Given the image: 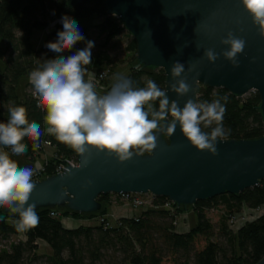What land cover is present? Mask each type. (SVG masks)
Listing matches in <instances>:
<instances>
[{"label": "trees", "instance_id": "trees-1", "mask_svg": "<svg viewBox=\"0 0 264 264\" xmlns=\"http://www.w3.org/2000/svg\"><path fill=\"white\" fill-rule=\"evenodd\" d=\"M104 1L84 0L82 4L69 8L66 0H0V60L4 64L0 80V122H7L10 107L22 106L26 109L28 121L40 124L44 134L39 140L34 142L25 138L22 143L27 145L25 156L31 159L42 151L45 141L50 143L54 153L44 163L47 175L53 173L55 164L60 160L74 157L75 154L71 147L44 131L45 112L36 104L31 85H27L29 92L24 97H20L17 88L22 76L29 75L44 60L54 58L55 54L46 45L56 40L62 26L55 25L39 49H35L31 43L32 31L45 29L63 16L74 20L102 17L99 24L79 26L85 41L77 42L71 50L60 55H72L83 49L95 31V51L91 66L87 65L86 68L94 74L106 70L107 77L103 83L110 91L113 84H110L109 78L116 66L123 62L116 52L121 38L127 35L125 48L132 53L135 63L136 43L117 17L106 14ZM135 63H130L131 67L125 76L133 82V87H144L147 80L151 79L161 89H165L162 69L136 68ZM216 99H220L226 108L223 124L228 131L227 139H253L264 134V123L257 110L260 103L257 92L238 98L223 88L204 87V92L198 94L197 103H210ZM149 103L154 109H159V100ZM145 110H148L147 104ZM202 129L207 132L211 130L203 125ZM134 151L146 154L150 149ZM111 197L110 193L100 195L98 201L103 208L92 214L58 208L41 209L37 211L38 225L24 232L16 228L18 217L5 213L0 207V242H9L0 251V264H163L165 260H171V264H255L264 256V213L241 223L235 233L230 230L226 219L222 218L217 233L221 240L216 238L214 226L206 215V210L219 205H224L231 214L243 205L248 209L264 208V180L237 196L223 194L197 201L192 206L197 223L185 232L177 228V218L184 206L173 203L174 211L167 209L164 205L168 200L164 197H154L153 205L137 214L109 222L106 215ZM65 217L88 219L92 223L67 229L61 221ZM14 236L18 239L11 242ZM200 239L204 241L201 247L198 245ZM40 241L50 248L49 254L37 252Z\"/></svg>", "mask_w": 264, "mask_h": 264}, {"label": "water", "instance_id": "water-1", "mask_svg": "<svg viewBox=\"0 0 264 264\" xmlns=\"http://www.w3.org/2000/svg\"><path fill=\"white\" fill-rule=\"evenodd\" d=\"M83 1L66 0V4L73 8ZM104 8L134 39V67L164 71L169 101L182 108L189 99L197 102L204 87L223 88L238 98L257 92V110L264 123V38L239 0H105ZM228 31L246 42L237 57L238 66L223 56L209 63L203 58L204 50H225L220 40ZM174 62L185 65L182 76L190 90L183 96L170 88ZM189 63H196L191 72L187 71ZM170 120L161 121L155 130V148L125 161L91 146L83 154L73 150L78 164L32 180L35 188L25 207L34 204L36 212L58 208L92 214L103 208L98 197L109 193L151 194L186 207L223 194L237 196L264 180V134L253 139H219L217 152L212 154L193 147L178 123L169 134ZM3 210L16 216L8 207ZM255 264H264V256Z\"/></svg>", "mask_w": 264, "mask_h": 264}, {"label": "clouds", "instance_id": "clouds-1", "mask_svg": "<svg viewBox=\"0 0 264 264\" xmlns=\"http://www.w3.org/2000/svg\"><path fill=\"white\" fill-rule=\"evenodd\" d=\"M239 3L252 24L257 26L259 36L264 38V0H239ZM60 23L62 29L56 40L46 45L55 54L54 58L44 60L28 76L32 95L45 112L43 120L47 134L81 154L87 153L91 146L125 161L134 154H142L134 150L155 148V130L159 129L161 121L171 117L167 125L169 134L174 133L178 123L181 133L193 147L216 154V142L228 135L223 124L226 108L220 99L210 103L189 99L181 108L175 101H169L165 90L153 80L148 79L144 87H133V82L125 77H118L110 91L98 95L94 75L89 74L85 79L94 42L86 41L85 47L72 55H60L71 50L77 42L85 41L74 19L63 16ZM220 44L227 48L220 53L207 48L203 58L214 63L223 56L234 67L238 66L237 57L244 51L245 40L228 31ZM195 67L196 63H189L187 71L191 72ZM183 73L185 65L174 62L171 66L174 83L170 88L179 96L190 90ZM156 100H159L158 110L149 103ZM146 104L148 110H145ZM202 125L211 130H202ZM43 134L40 124L28 121L26 109L22 106L10 107L7 122H0V146L10 149L15 156L27 151V145L22 143L25 138L35 142ZM41 169L39 162L35 168L20 167L8 152L0 151V207H8L18 217L15 225L20 232L39 223L35 205L25 207V204L35 188L32 177Z\"/></svg>", "mask_w": 264, "mask_h": 264}, {"label": "rangeland", "instance_id": "rangeland-1", "mask_svg": "<svg viewBox=\"0 0 264 264\" xmlns=\"http://www.w3.org/2000/svg\"><path fill=\"white\" fill-rule=\"evenodd\" d=\"M95 17L96 16H94L92 18L91 17H89V18H81V19H77L75 21L78 23V26H84V25H89V24L95 22L96 21L94 19ZM121 39H122V42L119 43L120 45L117 48L118 51H116L119 59H124L125 61H129V63L134 64L135 63V59L132 58V53L128 52L126 50V48H125V46L127 44V41H128L127 35H124ZM90 40L94 42V47H95L96 46V42H97V34L95 33V31L92 32V38ZM1 65H2V61L0 60V72H2L1 71ZM122 69H124V68L118 67L115 76L112 78L113 83L115 82V80L118 77H120V71ZM88 75H89V72H86V74H85V79L86 80L88 79ZM24 77L25 76H22L19 79L18 89L20 88V85L22 83H24L23 82V81H25ZM103 81L104 80H102L101 82L95 84V91L97 92L98 95H104V94H106L108 92L107 85H105L103 83ZM23 85L25 87V84H23ZM249 93H251V92H249ZM249 93H247L246 95H248ZM245 96H243V97H245ZM8 154L18 164V166L26 167L27 164H32V168H34L36 163L39 162V161H34L33 162L32 160H28L26 158L25 154H21L19 156L12 155L10 152H8ZM121 206L125 207V205L122 202H118L117 204L109 203V205H108V213L113 212V214H116L115 211H113V209L115 207H121ZM116 210H119V209L116 208ZM261 212H262L261 214L264 213V208H263V210ZM258 214H259V212L258 213H255V212L252 213V211H250L245 205L240 206L239 210H234V212H232V214L229 213V211L227 210V208L224 205H219V206H216V207H213L211 209L206 210V215L209 218L210 222L213 224L215 232H216V238L219 239V240H221V238L219 237V235L217 233L219 231L218 229L220 227V223H221L222 218L226 219V223H228L230 230L233 233H235V231L241 225L242 222L257 218L258 216H260ZM110 219H111V217H110ZM233 220L234 221L238 220L239 222L235 221L236 223H231ZM87 223H92V221H89ZM196 223H197V217H196V214H195V212L193 210V207L192 206L183 207L181 209L180 216H178V219H177V228H178V230L181 231V232L182 231H186L189 228L195 226ZM17 239H18V237L14 236V237L11 238L10 241L13 242V241H16ZM8 243L9 242H0V251L2 249H5L6 245ZM198 245H199V247H201L202 245H204V241L202 239H200L198 241ZM37 252L39 254H49L50 250H48V247L45 246V245H39V248H38ZM163 264H171V260H165Z\"/></svg>", "mask_w": 264, "mask_h": 264}, {"label": "crops", "instance_id": "crops-1", "mask_svg": "<svg viewBox=\"0 0 264 264\" xmlns=\"http://www.w3.org/2000/svg\"><path fill=\"white\" fill-rule=\"evenodd\" d=\"M94 19L96 21L93 22V23H91V24H89L90 26L99 24L103 20L102 17H95ZM60 20H56V21L52 22L45 29H34L32 31L31 43H32V45H33V47L35 49H39L43 45L47 33H49L55 27V25H57V24L61 25ZM91 38H92V35H91ZM90 39L88 41H91ZM0 46H2L1 42H0ZM94 51H95V47H93L91 49V57L93 56ZM122 60H123V62H121L120 64H118L116 66L114 74L109 78L110 84H113L112 78L115 76L118 67L124 68V69H122L120 71V77H125L126 74L128 73L129 68L131 67V65H130L129 61H125L124 59H122ZM90 66H91V64H90ZM3 69H4V64L2 62V65H1V71L2 72H0V80L2 79ZM87 72H89V74H94L91 71V69L90 70H87ZM28 76L29 75H26L24 77L25 78L24 79L25 81H23L24 83H22L20 85V88L19 89L17 88L18 94L20 95V97H24L29 92V89L27 88V85L29 84ZM23 84H25V87H24ZM18 86H19V83H18ZM45 128H46V125H45ZM0 151L10 152V151H8L7 149H5L2 146H0ZM53 153H54L53 147H51V146H44V148L42 149V151H40L39 153H36L32 159L31 158H28V157H26V158L28 160H32L33 162L34 161H39L40 165H42V164H44L53 155ZM20 167H24V166H20ZM26 167H32V164H27ZM116 208H118L119 210H116ZM113 211H115L116 214H113V212H111V213H108L106 215L108 217L109 222H114L115 221V218L118 217V216L127 215V214H130L131 213V210L126 205H125V207H123V206H121V207H115L113 209ZM110 217H111V219H110ZM61 221H62V224H63L64 228L74 229V228H77L79 225H85V224H87V222H89L90 220H88V219H79V218L65 217ZM182 232H185V231H182ZM39 245H45V246H47L45 243H43L41 241L39 242ZM48 250H50L49 247H48Z\"/></svg>", "mask_w": 264, "mask_h": 264}, {"label": "built area", "instance_id": "built-area-1", "mask_svg": "<svg viewBox=\"0 0 264 264\" xmlns=\"http://www.w3.org/2000/svg\"><path fill=\"white\" fill-rule=\"evenodd\" d=\"M93 75H94L93 83L95 85L96 83L101 82L103 79H105L107 77V71L102 70L99 73L93 74ZM36 104H37V101H36ZM43 145L44 146H50V143L45 141L43 143ZM77 164H78V161H77L76 155H74V157L64 158V159L60 160L57 164H55L52 174L62 172L63 168L65 169L66 166H76ZM41 166H42V169L40 171L35 172L34 176L32 177V180H37L39 178L51 175V174L47 175L45 173L44 164H42ZM30 168H32V167H30ZM153 198H154V196H152L151 194L120 193V194H112L111 203L117 204L118 202H122L124 205H126L131 210L130 214L122 215V216H132L134 214H137L141 210L146 209L147 207H151L153 205L152 204ZM164 206L167 209H170L172 211H174V209H175V207H173V203L169 200ZM249 210L252 211V213H254V212L258 213L259 212L258 215H260L262 213L261 211L263 210V207H261L259 209H249ZM51 215L54 216L55 213L52 212ZM122 216L116 217L115 220L118 219L119 217H122ZM99 221L101 222V221H103V219H99ZM235 221L239 222L238 220H235ZM235 221L233 220L231 223H236Z\"/></svg>", "mask_w": 264, "mask_h": 264}]
</instances>
